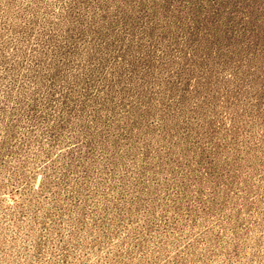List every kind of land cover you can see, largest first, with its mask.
<instances>
[{"label": "rangeland", "instance_id": "374dc122", "mask_svg": "<svg viewBox=\"0 0 264 264\" xmlns=\"http://www.w3.org/2000/svg\"><path fill=\"white\" fill-rule=\"evenodd\" d=\"M0 264H264V0H0Z\"/></svg>", "mask_w": 264, "mask_h": 264}]
</instances>
